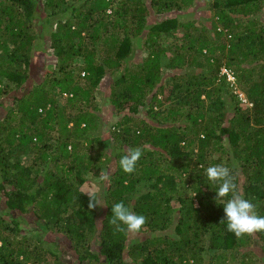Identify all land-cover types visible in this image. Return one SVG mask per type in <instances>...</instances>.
Returning a JSON list of instances; mask_svg holds the SVG:
<instances>
[{
  "label": "trees",
  "instance_id": "16d2710c",
  "mask_svg": "<svg viewBox=\"0 0 264 264\" xmlns=\"http://www.w3.org/2000/svg\"><path fill=\"white\" fill-rule=\"evenodd\" d=\"M203 1L209 24L179 39L197 0H0V264H248L257 247L264 258V232L237 238L220 223L205 175L235 162L264 216V0ZM100 86L114 116L103 129L86 112ZM86 184L102 206L88 208ZM120 201L146 217L140 233L109 224Z\"/></svg>",
  "mask_w": 264,
  "mask_h": 264
},
{
  "label": "clouds",
  "instance_id": "9594fccd",
  "mask_svg": "<svg viewBox=\"0 0 264 264\" xmlns=\"http://www.w3.org/2000/svg\"><path fill=\"white\" fill-rule=\"evenodd\" d=\"M142 154L140 147L130 148L119 161L121 169L126 174L133 173ZM235 167V162L231 168L225 164L211 165L205 169V175L210 182L217 185L214 201L223 206L224 212V218L220 223H226V230L240 238L264 232V216L258 215L257 205L240 193L234 174ZM107 179L108 176L105 174L102 180ZM84 194L88 196L90 210L102 206L95 191L90 190ZM111 211L109 224L116 233L138 234L147 222L145 216L135 213L123 201L114 203Z\"/></svg>",
  "mask_w": 264,
  "mask_h": 264
},
{
  "label": "rangeland",
  "instance_id": "374dc122",
  "mask_svg": "<svg viewBox=\"0 0 264 264\" xmlns=\"http://www.w3.org/2000/svg\"><path fill=\"white\" fill-rule=\"evenodd\" d=\"M210 12H212V11H210L209 7H207V3H205L203 0H197V7L196 8L194 7V8H191L189 10L185 9L184 11H182L180 14H184V15L189 14L188 17L183 16L184 22H186L187 20L194 21V28H189V29L185 30L181 26V28H179L180 31L177 33L178 34V38L182 39L183 38L182 36H183V34L185 32H188L189 34H191V33H193V31L195 29H201L203 24H207L208 25L209 23L203 22V19L205 18V14H209L210 16L213 14V13H210ZM172 14H175V12H172ZM170 17H171V14H170ZM165 18H166V14H161V15L157 14L154 17V19L160 20V21L162 19H165ZM180 20L182 21V18ZM151 22H153V21L151 20ZM180 41L182 42V40H180ZM77 42L78 41L76 40V43ZM48 43H50V40H48ZM46 59H47L46 60V68L48 69V64H49V66H50L49 68H50L51 71H53L54 73L58 72V68H57V67H59L58 59L54 55V53H52V48H51V50L49 52H47ZM78 62H81V59L77 57L75 59V61H74V64L78 63ZM223 69H225V68L223 67L220 70V76L224 75L223 72H222ZM60 76L61 75L58 73V74H55V75L51 76V78H53V77L57 78V77H60ZM227 80L231 84L230 85V89H232L233 94H239V96H240L242 94V91H241L240 87L238 86V82L236 81V79L233 78L232 80H229V79H227ZM81 83L84 84V80H82ZM9 97H10L9 95H5L4 96L5 99L9 98ZM243 99H246V97L244 95H243ZM246 103H247V101H246ZM90 105H91L90 107H88V108L86 107V112L88 113L87 115H89V117L93 118L94 121H96L98 119V116H99L98 113H100V112L105 117L104 120L102 121V124H101V128L103 129V127L106 126L105 120H109L110 118L113 119V117H114L113 114L111 113L112 109H111L110 105H108L106 103L105 89L103 88V86H100V88L97 89V91L95 92V97L92 100V102L90 103ZM94 109H96L95 112H94ZM0 115H1V113H0ZM215 158H218V156H215ZM85 178H87L89 180H94L95 176L92 173H86ZM85 189L87 191L91 190V191H95L96 192V187L93 184H86ZM261 251H262V249L257 247V249L254 251V253H252V256L250 257V258H253V261L251 263H248V264H264V258L261 255ZM256 256H258V259L260 261H258L256 259ZM244 258H245V256H244ZM244 258H236V259H234V261H235L234 264H241L243 261H246V258L245 259ZM226 259H231L230 254H229V256H227ZM254 261L256 263H254ZM225 264H226V262H225Z\"/></svg>",
  "mask_w": 264,
  "mask_h": 264
},
{
  "label": "built area",
  "instance_id": "2783aa9c",
  "mask_svg": "<svg viewBox=\"0 0 264 264\" xmlns=\"http://www.w3.org/2000/svg\"><path fill=\"white\" fill-rule=\"evenodd\" d=\"M222 72H223L224 75H227V79H229V80H232L233 78H235V77L233 76V74H231L227 69H223ZM240 99H241L244 103H246V99H243V94L240 95Z\"/></svg>",
  "mask_w": 264,
  "mask_h": 264
}]
</instances>
